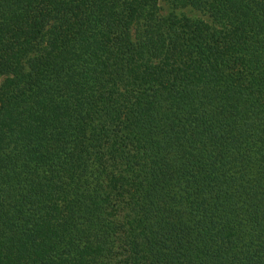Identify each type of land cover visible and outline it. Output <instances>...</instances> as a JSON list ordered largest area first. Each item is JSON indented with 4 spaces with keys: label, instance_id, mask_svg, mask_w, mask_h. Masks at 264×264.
I'll list each match as a JSON object with an SVG mask.
<instances>
[{
    "label": "trees",
    "instance_id": "obj_1",
    "mask_svg": "<svg viewBox=\"0 0 264 264\" xmlns=\"http://www.w3.org/2000/svg\"><path fill=\"white\" fill-rule=\"evenodd\" d=\"M0 264H264V0H0Z\"/></svg>",
    "mask_w": 264,
    "mask_h": 264
},
{
    "label": "rangeland",
    "instance_id": "obj_2",
    "mask_svg": "<svg viewBox=\"0 0 264 264\" xmlns=\"http://www.w3.org/2000/svg\"><path fill=\"white\" fill-rule=\"evenodd\" d=\"M161 5H162V9L165 11V10H167V5L166 4H164V2H162L161 3ZM183 12H185L186 10H182ZM188 13V14H187ZM186 14L187 15H191V16H193V15H195L196 13H194V12H187Z\"/></svg>",
    "mask_w": 264,
    "mask_h": 264
}]
</instances>
